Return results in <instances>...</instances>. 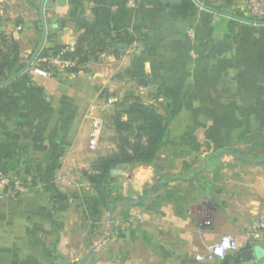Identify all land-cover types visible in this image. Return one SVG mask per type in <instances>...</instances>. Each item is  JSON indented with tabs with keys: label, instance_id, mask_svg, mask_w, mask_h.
Wrapping results in <instances>:
<instances>
[{
	"label": "crops",
	"instance_id": "1",
	"mask_svg": "<svg viewBox=\"0 0 264 264\" xmlns=\"http://www.w3.org/2000/svg\"><path fill=\"white\" fill-rule=\"evenodd\" d=\"M246 5L0 0V168L32 186L14 199L0 192V264H79L101 240L84 264H264V157L244 153L264 147L251 141L264 133V23L242 20ZM81 11L106 48L85 46L91 55L77 72L33 73L42 47L76 45ZM134 54L147 86L117 77ZM132 94L169 113L167 137L154 164L126 165L117 175L125 178L122 194L140 198L128 217L84 246L65 174L86 154L90 116L113 135L118 101ZM140 171L151 175L137 186ZM222 234L239 249L197 260ZM244 248L252 260H242Z\"/></svg>",
	"mask_w": 264,
	"mask_h": 264
},
{
	"label": "trees",
	"instance_id": "2",
	"mask_svg": "<svg viewBox=\"0 0 264 264\" xmlns=\"http://www.w3.org/2000/svg\"><path fill=\"white\" fill-rule=\"evenodd\" d=\"M263 19L264 17L261 20ZM75 24L81 30V34L73 51L68 54L78 57V62L81 64L91 55L88 52L89 48L86 49L85 46L99 45L105 49L107 43L96 24L86 20L82 11L76 16ZM64 46L42 47L39 55L58 52ZM42 66L45 65L42 64ZM3 71L4 64L0 62V74ZM77 71L78 67H74L67 72ZM117 77H126L142 86H147L150 83L144 69L142 56L135 54L131 57L130 66L119 72ZM117 106L118 108L112 116L113 135L110 138L115 144V149L107 154L97 155L91 159L88 164L89 168L82 171L83 177L89 183L92 191L90 195L85 194L81 198L82 207H84L82 213L84 221L93 224L91 226H96L101 208L112 210L119 202L130 204L140 199L133 200L121 194L113 196L116 189L111 185L117 175H113L111 171L118 164L130 166L154 164L166 140L167 128L172 120L169 113L165 116L158 106L144 102L139 95L132 94L124 97L118 101ZM26 182L28 181L26 180ZM29 185L31 190V183ZM124 216L128 217V214L126 213Z\"/></svg>",
	"mask_w": 264,
	"mask_h": 264
},
{
	"label": "built area",
	"instance_id": "3",
	"mask_svg": "<svg viewBox=\"0 0 264 264\" xmlns=\"http://www.w3.org/2000/svg\"><path fill=\"white\" fill-rule=\"evenodd\" d=\"M131 5L133 3L129 2ZM247 19L252 21H261L264 17V0H247L246 5ZM18 30L21 26L17 27ZM40 51V49H39ZM39 51L32 59L31 69L33 73L45 78L57 77L59 73L67 72L71 68L79 67L78 57L73 54H68L73 51V48L69 45H65L61 50L55 53H47L39 55ZM44 64L45 66H42ZM103 132V121L98 115L90 116V130L88 135L87 146L91 151H95L98 148L99 141ZM30 191V185L22 178H14L8 174L5 170L0 169V192L5 197L14 199L21 193ZM264 228V224H262ZM225 240H227L228 247H223ZM221 249L217 253V249ZM238 244L234 237L230 234H222L215 243L209 245L206 248V252L196 255L197 260H213L218 257H224L229 251L238 250ZM259 264V263H254Z\"/></svg>",
	"mask_w": 264,
	"mask_h": 264
},
{
	"label": "rangeland",
	"instance_id": "4",
	"mask_svg": "<svg viewBox=\"0 0 264 264\" xmlns=\"http://www.w3.org/2000/svg\"><path fill=\"white\" fill-rule=\"evenodd\" d=\"M112 135L109 132L102 133L101 139L99 141L98 148L95 151H91L86 149V154H83V151L80 152L76 156V160L74 164H71V169L65 174L68 179L66 183L67 190L71 193V196L74 200L75 206H76V212H77V225L81 226V232L76 233V242H83L86 238V243H84V246H90V244H94V242H98L101 238V235H106L107 232H109L110 223L111 221H116L117 218H124L128 211V204L127 202H119L116 207L112 210H107L105 208H101V214L99 215V220L97 222L96 226H91L93 224L86 223L83 219V213L82 209V197L83 195H90L92 193L91 187L89 183L86 181V179L83 177L82 171L89 168V160L91 158L96 157L99 154H107L111 150V138ZM256 143H263L264 144V133L263 135H253L252 140ZM102 145V148L100 150V146ZM255 152V154H254ZM91 153V154H90ZM94 153L95 155H92ZM245 154L247 155H254L256 157H264V147L259 148L257 150H245ZM85 155V156H83ZM84 157V158H83ZM123 172V171H122ZM125 179V178H124ZM123 178L118 179L112 183V187H115V193L113 196L122 194V186H123ZM75 196V197H73ZM126 196V195H124ZM128 196V195H127ZM133 200H136L138 198H131ZM119 220V219H118ZM121 220V218H120ZM83 227V228H82ZM92 246V245H91ZM84 247L81 248V250L76 252V254L82 255L84 252Z\"/></svg>",
	"mask_w": 264,
	"mask_h": 264
},
{
	"label": "water",
	"instance_id": "5",
	"mask_svg": "<svg viewBox=\"0 0 264 264\" xmlns=\"http://www.w3.org/2000/svg\"><path fill=\"white\" fill-rule=\"evenodd\" d=\"M167 1H177V0H167ZM205 8H209V7H206L204 6ZM211 9V8H209ZM214 11V9H211ZM242 20L244 21H247V22H251V23H264L263 21H252V20H249V19H245V18H241ZM126 167V164H118V166L113 169L111 171V173L113 175H121L122 174V171L124 170V168ZM103 242V240L99 241L98 244H101ZM98 244H94L93 246H91L88 251L84 254V256L82 257V259L80 260L79 264H84L87 259L92 255V253L95 251L96 247L98 246ZM241 256H242V260L243 261H250L254 258V255H253V251L252 249L250 248H244L242 249L241 251Z\"/></svg>",
	"mask_w": 264,
	"mask_h": 264
},
{
	"label": "clouds",
	"instance_id": "6",
	"mask_svg": "<svg viewBox=\"0 0 264 264\" xmlns=\"http://www.w3.org/2000/svg\"><path fill=\"white\" fill-rule=\"evenodd\" d=\"M151 173L150 172H145V171H140L137 173V175L135 176V182L137 183V186L140 183H143L144 181L148 180L150 178ZM223 247H228V243L227 240H225V243L223 245ZM221 251V249H217V253H219Z\"/></svg>",
	"mask_w": 264,
	"mask_h": 264
}]
</instances>
